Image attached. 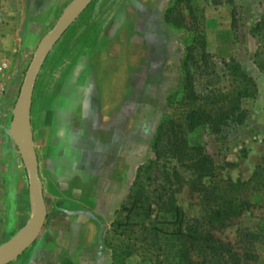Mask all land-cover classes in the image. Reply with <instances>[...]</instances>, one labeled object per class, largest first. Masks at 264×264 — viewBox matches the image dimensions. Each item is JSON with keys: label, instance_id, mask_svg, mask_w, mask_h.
<instances>
[{"label": "rangeland", "instance_id": "rangeland-1", "mask_svg": "<svg viewBox=\"0 0 264 264\" xmlns=\"http://www.w3.org/2000/svg\"><path fill=\"white\" fill-rule=\"evenodd\" d=\"M71 1L0 0V61L8 65L0 100V245L21 229L33 206L14 136L19 128L13 116L15 104L37 44ZM168 9L170 23L164 20ZM200 33L205 39L203 50L197 42ZM189 45L194 47L189 73L198 96L239 89L241 74L250 79L249 87L254 85L251 95L240 99V119L230 121L219 133L207 125L184 133L189 145L203 148L213 176L201 184L194 182L192 172L165 150L163 138L159 146L163 156L141 178L153 211L149 218L128 216L126 211L115 214L126 202L134 174L124 180L123 199L110 219L95 215L89 225L67 227L76 240L63 242L47 237L55 226L49 223L7 264L24 262L36 242L52 244L60 264H183L182 242L179 236H171L178 225L166 213L167 200L183 214L184 229L187 221L201 216L202 184L212 188L227 181H248L264 165V0H93L48 53L35 82L30 111L34 139L40 140L41 123L50 122L55 109L59 110L55 124L65 138L79 121L84 97L83 87L72 80L95 72L98 66L99 72L120 78L122 121L124 128H130L124 134H132L128 146H138L139 166L154 161L152 143L158 126L169 115L180 124L179 113L187 109L176 100L182 97L181 65ZM174 94L178 95L169 107L168 98ZM79 143L83 146V138ZM71 163L68 168L73 170ZM129 166L124 162V169ZM42 170L48 184L45 165ZM91 198L84 195L81 202L94 204ZM250 201L254 206L215 229L214 237L237 248L238 229H264L262 194L251 196ZM245 264H264V245L258 248L257 259Z\"/></svg>", "mask_w": 264, "mask_h": 264}, {"label": "crops", "instance_id": "crops-1", "mask_svg": "<svg viewBox=\"0 0 264 264\" xmlns=\"http://www.w3.org/2000/svg\"><path fill=\"white\" fill-rule=\"evenodd\" d=\"M96 68L95 72H84L72 80L76 86L83 87L84 97L79 121L67 131L65 138L60 134L61 126L55 124L58 109L51 114L50 122L41 123L40 140L33 136L47 209L44 226L55 225L47 237L55 236L58 242L76 240L75 233L67 227L89 225L95 215L110 219L123 199L124 180L136 175L139 167L138 146L130 143L128 146L132 134H124V129L130 128H124L122 121L120 78ZM71 161L73 170L68 168ZM124 162L130 164L129 168L124 169ZM44 165L48 184L43 180ZM73 175L78 182H72ZM83 186H90V190ZM84 195L93 197L89 201L94 204L84 205L81 202ZM70 204L75 207L68 208ZM50 245L36 242L29 248L24 262L13 263L60 264L59 253Z\"/></svg>", "mask_w": 264, "mask_h": 264}, {"label": "trees", "instance_id": "trees-1", "mask_svg": "<svg viewBox=\"0 0 264 264\" xmlns=\"http://www.w3.org/2000/svg\"><path fill=\"white\" fill-rule=\"evenodd\" d=\"M170 12L171 9H168L165 13L164 20L166 23H170ZM197 42L199 49L203 50L205 39L202 33L198 35ZM193 50V46H186L181 65L184 72L182 97L180 100H176V103L187 107L184 112L179 113V115H183V120L180 124L176 123L173 117L169 115L158 126L152 143L155 159L138 167L126 202L116 211V216L125 211L128 216L131 214L143 216L142 218L151 216L153 211L150 209V198L143 191L144 185L141 178L142 174L150 171L163 156L160 154L162 149L159 148L162 146L163 138L167 139L165 150L170 152V157L176 159L178 164L192 172L193 181H198L201 184L204 178L213 176L210 159L204 154L201 146L189 145L184 133L191 132L198 126L206 125L213 132L219 133L227 123L240 119L243 115L240 99L251 95L250 89L254 85L248 86L250 79L241 74V87L239 89L228 92L211 91L205 96H198L192 88L188 65L189 60L192 59ZM228 68L234 71V67L231 65H228ZM177 95L169 96V107L175 102ZM173 108H178V106ZM179 118L180 116L178 120L181 119ZM201 191L204 197L201 216L187 221L184 229H182L183 214L173 203H169V200L166 203L169 207L166 213L170 214L173 223L178 225L177 231L171 233V236H179L182 242L180 261L183 264H245L247 261L256 260L258 248L264 245V229H238L237 248L214 237L213 231L230 220L240 217L245 211L253 207L255 203L250 201L251 196L262 194L264 199V165L257 168L248 181H227L223 182L221 186L214 185L212 188L202 184ZM115 223L116 221H113L112 226ZM193 253H195V259L191 258Z\"/></svg>", "mask_w": 264, "mask_h": 264}, {"label": "water", "instance_id": "water-1", "mask_svg": "<svg viewBox=\"0 0 264 264\" xmlns=\"http://www.w3.org/2000/svg\"><path fill=\"white\" fill-rule=\"evenodd\" d=\"M92 1L72 0L64 8L54 26L42 36L37 44L20 87L13 114L14 120L19 124V128L17 132L14 131V136L26 173L29 191L33 197V206L28 220L21 229L0 245V264H7L14 260L26 247L33 243L44 226L47 209L43 198L42 184L39 179L30 115L33 90L38 73L52 46ZM6 256L8 257L3 259Z\"/></svg>", "mask_w": 264, "mask_h": 264}, {"label": "built area", "instance_id": "built-area-1", "mask_svg": "<svg viewBox=\"0 0 264 264\" xmlns=\"http://www.w3.org/2000/svg\"><path fill=\"white\" fill-rule=\"evenodd\" d=\"M7 68V63L5 61H0V100L4 91V84L7 76Z\"/></svg>", "mask_w": 264, "mask_h": 264}, {"label": "bare ground", "instance_id": "bare-ground-1", "mask_svg": "<svg viewBox=\"0 0 264 264\" xmlns=\"http://www.w3.org/2000/svg\"><path fill=\"white\" fill-rule=\"evenodd\" d=\"M12 254H14V252H12ZM12 254H9V255H12ZM9 255H8V256H9ZM8 256L4 257L3 259L7 258ZM1 261H2V260H1Z\"/></svg>", "mask_w": 264, "mask_h": 264}]
</instances>
